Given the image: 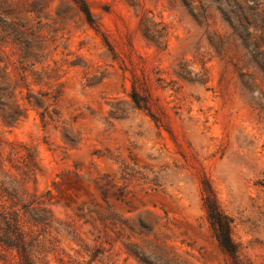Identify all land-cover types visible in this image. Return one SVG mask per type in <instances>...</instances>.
<instances>
[{
	"label": "rangeland",
	"instance_id": "374dc122",
	"mask_svg": "<svg viewBox=\"0 0 264 264\" xmlns=\"http://www.w3.org/2000/svg\"><path fill=\"white\" fill-rule=\"evenodd\" d=\"M84 1L0 0V264H264V0Z\"/></svg>",
	"mask_w": 264,
	"mask_h": 264
},
{
	"label": "trees",
	"instance_id": "16d2710c",
	"mask_svg": "<svg viewBox=\"0 0 264 264\" xmlns=\"http://www.w3.org/2000/svg\"><path fill=\"white\" fill-rule=\"evenodd\" d=\"M72 1L79 6V9L83 13L85 20L90 25L94 24V18L86 2L84 0ZM257 56L258 54H256V58ZM130 99L136 108H147L146 102L139 98L135 90H132ZM201 195L203 206L215 239L219 243L220 247L235 260L237 256V247L231 238V219L220 209L216 195L211 185L206 180L201 181ZM5 216L7 215H4V218ZM108 220L111 221L113 225L118 226L121 229L123 226L126 227L129 231H137L139 227H147L145 220L140 217H138L136 220H123L117 216H110ZM22 234H24L22 237L23 242L24 238H26L24 230H22Z\"/></svg>",
	"mask_w": 264,
	"mask_h": 264
}]
</instances>
